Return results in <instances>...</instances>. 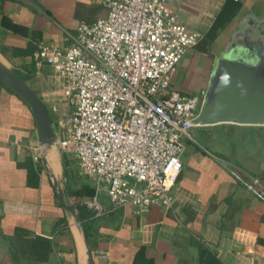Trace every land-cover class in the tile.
I'll use <instances>...</instances> for the list:
<instances>
[{
  "label": "crops",
  "instance_id": "crops-1",
  "mask_svg": "<svg viewBox=\"0 0 264 264\" xmlns=\"http://www.w3.org/2000/svg\"><path fill=\"white\" fill-rule=\"evenodd\" d=\"M238 2V35L264 39V0ZM104 15L98 0H3L0 59L25 76L50 109L54 90L43 85L50 83L46 65L35 64L37 43L66 47L78 23ZM180 20L193 29L199 19ZM25 49L31 54H22ZM201 55L206 54L195 46L176 65L171 84L181 92L191 93L208 80L210 59ZM58 105L55 119L67 112L62 103ZM214 128L238 133V150L215 156L200 143L185 141L169 208L112 209L104 193L96 195L103 213L92 212L84 219L85 227L77 217L94 264H264V125L203 126V144ZM36 143L27 106L0 84V264H88L80 230L57 202L40 161L35 163L28 154L27 145ZM58 153L44 154L55 178L62 174ZM92 197L81 198L90 211L86 202Z\"/></svg>",
  "mask_w": 264,
  "mask_h": 264
},
{
  "label": "built area",
  "instance_id": "built-area-1",
  "mask_svg": "<svg viewBox=\"0 0 264 264\" xmlns=\"http://www.w3.org/2000/svg\"><path fill=\"white\" fill-rule=\"evenodd\" d=\"M98 1L105 15L78 23L69 45L40 41L33 53L38 67L53 70L68 108L54 120V144L92 182L93 214L103 213L101 192L112 209H167L184 141L197 143L192 120L203 97L181 92L171 76L201 34L181 24L167 0ZM29 150L37 162V143Z\"/></svg>",
  "mask_w": 264,
  "mask_h": 264
},
{
  "label": "water",
  "instance_id": "water-1",
  "mask_svg": "<svg viewBox=\"0 0 264 264\" xmlns=\"http://www.w3.org/2000/svg\"><path fill=\"white\" fill-rule=\"evenodd\" d=\"M238 30V25L234 31ZM213 60L206 88L196 117L193 133L198 143L204 139L200 126L218 123L264 125V39L250 35L231 38ZM0 82L4 83L27 106L34 124L39 161L51 178L57 202L74 220L86 247L88 264H94L86 236L73 206L64 199L58 181L48 169L45 152L54 144L56 134L45 106L19 75L0 59Z\"/></svg>",
  "mask_w": 264,
  "mask_h": 264
},
{
  "label": "rangeland",
  "instance_id": "rangeland-1",
  "mask_svg": "<svg viewBox=\"0 0 264 264\" xmlns=\"http://www.w3.org/2000/svg\"><path fill=\"white\" fill-rule=\"evenodd\" d=\"M224 1L225 0H167V4L168 6L171 5L175 8V11L173 10V12L176 14L177 20L181 24L182 22L180 20V17L184 19H186L187 17H194L197 20L199 19L198 24L195 27H193V29H190L187 26L185 27L189 30H198L199 33L201 34V38L199 39L196 45L197 49L202 50V52H204L205 54L212 53L214 55H217L220 46L223 45V43H225L227 40L236 36L234 29L238 23V15L236 16L237 14L236 13L235 16H233V18L229 20L228 22H225L221 26H218L214 29L211 28L212 23L216 17V14L219 11ZM227 4L231 5V2L228 1ZM98 11L99 13L102 14L104 10L101 7H99ZM201 57H203V60L208 62V58H207L208 56L201 55ZM212 66H213V61L209 60V66L207 67L208 73H210ZM44 67L47 68V71H48L47 75L49 76L48 78L50 79V83H48L46 80L47 84H43V85L44 86L47 85L49 89L54 90L52 91L53 92L52 94L53 105L52 106H55L56 111H58L60 110L58 104L62 103L61 101H59L61 98L59 80L56 78L53 70L49 66H44ZM205 79L206 80L203 83V88L205 87L207 83V78ZM33 80L39 81L38 77H33ZM24 82H26L28 86L32 88L31 83L28 82L26 78L24 79ZM41 82L44 83L43 81ZM49 85L51 88L49 87ZM58 89H59V92H58ZM191 93H195V92H191ZM43 105L45 106L48 116L52 122L53 129L56 130L55 123H54L55 114L52 112L51 107L49 109L50 104L46 103L45 105V103H43ZM199 128H203V126H200ZM202 131L204 130L202 129ZM32 139L33 138H31L30 141H32ZM238 144H239L238 133L231 132V131L230 132L220 131L219 129L214 128L212 130V135L210 137V140L206 144L201 143L200 145L203 147L205 151L215 156H219L221 155L219 154L221 152L226 154L228 150L230 151L232 149L238 150ZM31 145L32 144L27 145L29 155H30L29 147ZM184 145H185V141H184ZM48 150L54 152L55 150H57V148L55 144H52L50 149ZM58 157L60 159L62 167L64 166L65 169L67 170V178L70 180V182L74 179H76L77 183H79L82 180H86V177L81 173L79 166L77 165V162L71 153H64V154L58 153ZM56 178L59 180L61 186H63V183L65 181L64 175L60 173L57 175Z\"/></svg>",
  "mask_w": 264,
  "mask_h": 264
},
{
  "label": "trees",
  "instance_id": "trees-1",
  "mask_svg": "<svg viewBox=\"0 0 264 264\" xmlns=\"http://www.w3.org/2000/svg\"><path fill=\"white\" fill-rule=\"evenodd\" d=\"M2 1L3 0H0V5ZM228 1L231 2V5L227 4ZM239 6H240V2L238 1L225 0L216 14V17L212 23L211 28L214 29L218 26H221L225 22H228L229 20H231L233 16H235V14L237 13ZM31 52L32 51H30L29 49H25L21 51L22 54H31ZM16 73L24 81L25 76H21L18 72ZM0 84L6 87L8 90H10L4 83L0 82ZM202 129L203 128H199L200 132H202ZM37 163L39 164V158L37 160ZM37 168L41 170L40 166H38ZM62 174L65 177V181L63 185L64 193L66 194L70 203L74 206V208H76L77 217L80 221H82V227H85V223H83L84 219L91 216L92 211L86 208L85 204L81 202V198L86 197V196H89V197L92 196L94 193V188L87 180H82L79 183H77L76 179H74L70 182V180L67 178V170L65 169L64 166L62 167Z\"/></svg>",
  "mask_w": 264,
  "mask_h": 264
},
{
  "label": "flooded vegetation",
  "instance_id": "flooded-vegetation-1",
  "mask_svg": "<svg viewBox=\"0 0 264 264\" xmlns=\"http://www.w3.org/2000/svg\"><path fill=\"white\" fill-rule=\"evenodd\" d=\"M237 25H238V24H237ZM237 25H236V26H237ZM235 33H236V35H238V30H237ZM231 41L233 42L232 39H229V40H227L225 43H223V45L220 46L217 55L220 54V53L222 52V50L225 48V46H226L228 43H230ZM206 55L208 56V58H209L211 61H213L214 58L217 56V55H214V54H212V53H209V54H206ZM207 81H208V80H207ZM206 84H207V83H206ZM205 88H206V85H205L204 88L201 87V88H198V89H194V90H192V91L195 92V93H204Z\"/></svg>",
  "mask_w": 264,
  "mask_h": 264
}]
</instances>
